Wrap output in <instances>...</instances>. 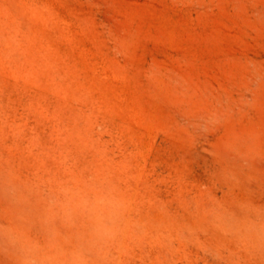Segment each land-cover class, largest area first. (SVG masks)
Returning a JSON list of instances; mask_svg holds the SVG:
<instances>
[{
	"label": "rangeland",
	"instance_id": "obj_1",
	"mask_svg": "<svg viewBox=\"0 0 264 264\" xmlns=\"http://www.w3.org/2000/svg\"><path fill=\"white\" fill-rule=\"evenodd\" d=\"M8 231L40 264H264V0H0Z\"/></svg>",
	"mask_w": 264,
	"mask_h": 264
},
{
	"label": "clouds",
	"instance_id": "obj_2",
	"mask_svg": "<svg viewBox=\"0 0 264 264\" xmlns=\"http://www.w3.org/2000/svg\"><path fill=\"white\" fill-rule=\"evenodd\" d=\"M65 216L68 223H74V216L71 210L66 211ZM101 233L102 227L98 226L94 230V234L99 236ZM0 247L17 256L20 264H40L37 259L40 252L39 247L22 233L8 231L5 234L0 232Z\"/></svg>",
	"mask_w": 264,
	"mask_h": 264
}]
</instances>
